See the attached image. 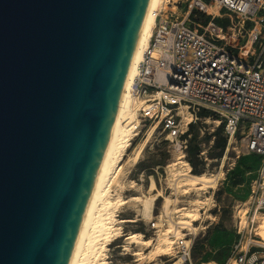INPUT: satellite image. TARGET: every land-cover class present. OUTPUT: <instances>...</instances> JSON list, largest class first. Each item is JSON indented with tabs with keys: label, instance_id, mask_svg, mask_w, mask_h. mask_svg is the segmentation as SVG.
Listing matches in <instances>:
<instances>
[{
	"label": "water",
	"instance_id": "obj_1",
	"mask_svg": "<svg viewBox=\"0 0 264 264\" xmlns=\"http://www.w3.org/2000/svg\"><path fill=\"white\" fill-rule=\"evenodd\" d=\"M151 0H0V264H69Z\"/></svg>",
	"mask_w": 264,
	"mask_h": 264
},
{
	"label": "built area",
	"instance_id": "obj_2",
	"mask_svg": "<svg viewBox=\"0 0 264 264\" xmlns=\"http://www.w3.org/2000/svg\"><path fill=\"white\" fill-rule=\"evenodd\" d=\"M169 3L171 10L154 9L153 34L130 86L138 128L160 127L183 152L201 108L220 113L229 141L242 129L245 148L260 165L247 209L238 210L237 235L223 264H264L255 218L243 221L248 213L264 211V0ZM222 18L225 24L218 21ZM175 247L182 264L191 260V239L177 238Z\"/></svg>",
	"mask_w": 264,
	"mask_h": 264
},
{
	"label": "rangeland",
	"instance_id": "obj_3",
	"mask_svg": "<svg viewBox=\"0 0 264 264\" xmlns=\"http://www.w3.org/2000/svg\"><path fill=\"white\" fill-rule=\"evenodd\" d=\"M159 7H164L166 10L172 9L170 3L166 4V0ZM174 11L182 13L176 7H174ZM203 17H208V15H203ZM218 21L225 24L227 20L222 18ZM220 117V113L210 109L208 116H201L198 113V118L192 122L193 127L189 136L190 144L199 147L198 153L193 156L197 168L201 170L199 173H207L216 178V186L209 188L207 192L198 189L185 191L182 188H175V178L170 164L177 161L181 156L189 162V154L186 150L181 151L173 142L166 139L165 134L161 133L160 127H156L138 163H123L117 177L120 184L117 181L113 183L114 192H120L125 198L134 195L142 196L148 193L151 180L154 179L157 187L165 194L170 195L173 200L171 201L170 213L165 212L163 208L164 197L159 196L153 206L154 216L147 218L142 214H137L136 210L140 208V202L130 201L121 205L117 211L118 218H137V220L122 223L123 235L113 240L107 250L106 259L109 264H173L180 259L176 252L175 243L176 239L181 237L191 239L192 242L191 260L186 264L224 263L237 235L238 210L242 208L241 212L244 213L249 204L252 182L257 176L260 159L246 150L241 128L236 139L229 141L227 138L223 149L216 146V140L225 136L224 127L221 128V124L224 122L216 121ZM153 126L148 124L138 128V134L132 140L133 145L129 149V153L134 151V148L147 136L148 131ZM190 170L193 172L192 165ZM207 197H211L210 202L207 201L208 203L204 204V207L200 209V219L194 221L196 229L182 228L176 224V220L181 214L175 211V208H191V201L197 198L206 200ZM175 199L178 200L175 202ZM252 214L253 212L251 215L249 213L245 215L248 222ZM263 214L264 211L258 213L255 218L254 226H257V231ZM159 223L161 225H158ZM171 224H174V227L179 226L180 228L177 229L182 232L181 235H176L174 231L170 232V236L175 240L171 253L163 254L154 261H150L146 255L152 247H142L136 244L127 245L125 237L131 232H141L144 237L151 238L153 243H156L159 241L162 231ZM126 246L128 247L126 248ZM139 250L144 253L145 258L138 259L133 254Z\"/></svg>",
	"mask_w": 264,
	"mask_h": 264
},
{
	"label": "bare ground",
	"instance_id": "obj_4",
	"mask_svg": "<svg viewBox=\"0 0 264 264\" xmlns=\"http://www.w3.org/2000/svg\"><path fill=\"white\" fill-rule=\"evenodd\" d=\"M163 1L165 0L150 1L143 22L138 46L131 62L129 75L121 100V106L109 142L102 157L99 173L69 264H109V261L106 259L107 250L109 244L113 240L123 235L122 223L129 221L134 222L137 220V218H118L117 211L121 205H125L130 201H138L140 202V208L136 210L137 214H142L146 218L152 217L155 200L159 196H163V208L165 212H169L171 208V201L173 198L159 189L154 179L151 180L148 193L143 194L142 196L134 195L125 198L120 192H114L115 190L112 189L114 181L118 182L117 177L123 163L131 162L132 164H136L139 162L144 149L150 142L157 127L154 125L148 131L147 136L137 147L134 148V151L129 153V149L133 145L132 140L135 138V135L138 134L139 125L136 121L138 115L137 104L135 98L130 92V86L134 75L137 73L138 63L142 57V51L149 44L150 38L153 34V27L155 24L154 9L160 6ZM209 9H211V7ZM216 121L219 122V120ZM171 165L175 178V188H182L185 191L188 189H198L207 192L209 191V188H214L216 186V178L207 173L192 172L190 170V163L182 158V156L179 157L177 161L171 163L170 166ZM118 184H120V182H118ZM205 199L206 200L199 198L194 199L191 201V208H175V211L180 212L181 214L179 219L176 220V224H179L182 228L191 227L196 229L194 221L200 219V209L204 207V204L208 203L207 201H209L211 197ZM177 200L178 199H175L174 201L176 202ZM258 213L260 212H253L252 216L256 218ZM245 218L246 217L243 216L244 222L246 221ZM158 225H161V223ZM178 227H174V224L169 225L162 231L159 236V241L156 243H153L151 238L144 237V234L141 232H131L126 235L125 239L127 240L126 242L128 246L130 244H136L142 247H152L146 256H148L150 261H154L158 256L168 254L171 251L175 240L170 236V232L174 231L176 235H181L182 232L177 229ZM257 234L264 240V214L260 219ZM128 246H126V248ZM133 254H135L138 259L146 257L140 250L135 251ZM173 264H182V259L180 258Z\"/></svg>",
	"mask_w": 264,
	"mask_h": 264
},
{
	"label": "trees",
	"instance_id": "obj_5",
	"mask_svg": "<svg viewBox=\"0 0 264 264\" xmlns=\"http://www.w3.org/2000/svg\"><path fill=\"white\" fill-rule=\"evenodd\" d=\"M200 115L201 116H208L209 115V109L207 108H201L200 110ZM193 127V124L190 125V128H189V132L191 131ZM224 127V123L221 124V128ZM226 142H227V137L226 136H221L219 137L217 140H216V146H218L220 149H223L226 145ZM199 147L197 145H191L190 142L188 143V146H187V153L189 154V162L191 163L192 167H193V172L194 173H199L201 172L200 169L197 168V163L195 161V159L193 158V156L196 155V153H198Z\"/></svg>",
	"mask_w": 264,
	"mask_h": 264
}]
</instances>
